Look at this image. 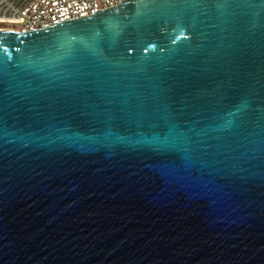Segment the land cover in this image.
<instances>
[{
  "label": "water",
  "instance_id": "obj_1",
  "mask_svg": "<svg viewBox=\"0 0 264 264\" xmlns=\"http://www.w3.org/2000/svg\"><path fill=\"white\" fill-rule=\"evenodd\" d=\"M0 264H264V0L0 30Z\"/></svg>",
  "mask_w": 264,
  "mask_h": 264
},
{
  "label": "built area",
  "instance_id": "obj_2",
  "mask_svg": "<svg viewBox=\"0 0 264 264\" xmlns=\"http://www.w3.org/2000/svg\"><path fill=\"white\" fill-rule=\"evenodd\" d=\"M121 0H0V30L26 32L88 16Z\"/></svg>",
  "mask_w": 264,
  "mask_h": 264
}]
</instances>
